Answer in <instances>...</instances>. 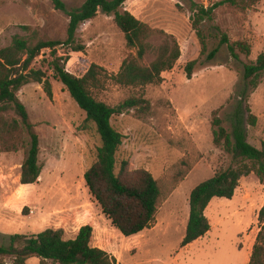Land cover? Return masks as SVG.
Returning a JSON list of instances; mask_svg holds the SVG:
<instances>
[{
	"label": "rangeland",
	"instance_id": "obj_1",
	"mask_svg": "<svg viewBox=\"0 0 264 264\" xmlns=\"http://www.w3.org/2000/svg\"><path fill=\"white\" fill-rule=\"evenodd\" d=\"M62 1L69 10L84 0ZM193 1L208 6L218 0ZM122 8L176 38L180 57L171 70L162 73L160 83L126 87L110 79L123 59L136 52L126 46L113 17L102 12L77 29L82 51L65 45L56 51L65 69L75 76H82L92 63L103 67L106 77L103 86L94 90L97 99L112 106L138 95L149 101L147 112L130 109L114 115L111 122L123 135L118 159L127 158L130 171H148L160 186L154 220L140 233L125 237L89 194L84 173L96 159L99 138L84 123L85 113L64 85L51 76V53L44 49L32 67L46 70L51 96L37 82L17 92L39 138L41 172L35 184L20 183L21 164L29 148L24 132L18 134L17 150L0 152V243L7 244L8 235L14 233L29 235L46 228H61L64 238H73L82 225L89 224L91 244L109 253L113 264H247L263 224L259 212L264 207V185L253 172L240 178L231 199H211L205 210L211 228L203 237L184 247L180 241L191 189L239 162L214 144L211 120L217 110L223 127L231 131V116L243 100L244 64L264 50V0L245 11L216 8L214 19L201 24L206 42L202 54L192 27L190 0H126ZM67 25V14L55 9L50 0H0V48L14 35L62 41ZM221 33L232 41H246L250 54L235 59L223 44L208 60ZM151 59L148 53L141 63L147 65ZM194 59L199 63L187 78L185 66ZM245 105L257 118L254 126L246 124L247 141L260 148L264 141V73ZM4 261L12 263L8 256ZM26 264H39V259L31 257Z\"/></svg>",
	"mask_w": 264,
	"mask_h": 264
},
{
	"label": "trees",
	"instance_id": "obj_2",
	"mask_svg": "<svg viewBox=\"0 0 264 264\" xmlns=\"http://www.w3.org/2000/svg\"><path fill=\"white\" fill-rule=\"evenodd\" d=\"M55 9L68 16L64 40H44L14 35L11 42L0 48V152L15 151L17 137L26 133L29 148L21 164L20 183L35 184L41 172L39 164V138L30 122L24 104L17 92L30 82L43 85L51 96V84L46 70L33 68V62L44 49L50 50L48 60L51 76L61 82L85 113L84 123L91 125L98 138L96 159L84 173L85 185L91 197L99 205L102 214L125 237L134 236L147 228L155 218L161 189L157 180L146 170L130 171L127 158L118 159L123 135L112 124L114 115L135 109L143 114L149 110V101L143 95L131 96L116 106H112L94 95V90L103 86L106 72L100 65L92 63L80 77L73 75L57 56V47L65 45L74 52L84 49L76 39L79 26L95 17L98 12L113 17L116 27L123 33L126 46L135 49L122 61L119 71L110 76L116 84L126 87H144L162 81V73L171 70L180 57V47L176 38L162 29H156L141 21L128 10L122 8L126 0H84L79 6L67 9L62 0H50ZM260 0H218L205 6L190 0L192 27L201 45V54L206 49L205 35L201 24L214 19V11L220 6H228L245 11ZM152 40H157L156 44ZM225 44L231 57L240 54L248 56L250 45L243 40L232 41L221 33L218 46L209 51L211 60L221 45ZM152 59L147 65L141 60L147 54ZM67 58H65V61ZM42 61H46L45 58ZM199 59L189 61L185 66L187 78ZM264 73V50L254 61L244 64L242 99L259 84ZM241 100L231 116V131L222 125L217 110L212 114V136L217 146L232 155L239 162L234 167L216 171L211 177L196 184L189 194V211L180 246L184 247L201 237L211 228L205 210L214 197L231 199L242 176L253 172L264 185V141L260 148L247 141L246 124L254 126L257 118L248 105ZM263 222L256 236L247 264H264V207L259 212ZM61 228H46L29 235L14 233L8 235L7 244L0 243V264L4 257L11 258V264H26L31 257L39 259V264H113L114 259L104 249L91 244L92 227L82 225L73 238H64Z\"/></svg>",
	"mask_w": 264,
	"mask_h": 264
},
{
	"label": "crops",
	"instance_id": "obj_3",
	"mask_svg": "<svg viewBox=\"0 0 264 264\" xmlns=\"http://www.w3.org/2000/svg\"><path fill=\"white\" fill-rule=\"evenodd\" d=\"M94 246H98V245H96V244H93ZM98 247H100V246H98ZM245 264V263H244Z\"/></svg>",
	"mask_w": 264,
	"mask_h": 264
}]
</instances>
